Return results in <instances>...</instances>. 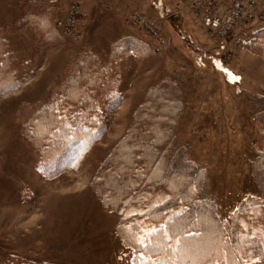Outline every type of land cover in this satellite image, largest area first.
Segmentation results:
<instances>
[{
  "label": "rangeland",
  "instance_id": "374dc122",
  "mask_svg": "<svg viewBox=\"0 0 264 264\" xmlns=\"http://www.w3.org/2000/svg\"><path fill=\"white\" fill-rule=\"evenodd\" d=\"M36 1L51 7L49 20L61 42L47 45L28 33V24L47 23L24 17ZM114 2L0 0V35L11 50L7 70L0 68V90L31 76L0 93V264H130L117 211L104 204L92 179L154 92L161 98L152 103L155 113L167 118L166 106L174 109L175 145L204 169L206 196L217 215L227 228L237 224L245 239L260 242L262 256L250 262L264 264V54L245 45L264 18L238 19L220 38L202 25L190 0ZM174 14L180 18H170ZM23 17L26 25L18 26ZM127 36L139 39L145 54L110 62L111 72L94 93L102 136L76 166L42 175L36 152L20 136L21 111L32 114L44 103L54 81L60 83L83 52H95L105 64L112 46ZM162 85L170 94L160 93Z\"/></svg>",
  "mask_w": 264,
  "mask_h": 264
},
{
  "label": "trees",
  "instance_id": "16d2710c",
  "mask_svg": "<svg viewBox=\"0 0 264 264\" xmlns=\"http://www.w3.org/2000/svg\"><path fill=\"white\" fill-rule=\"evenodd\" d=\"M34 3L30 7L27 5L24 17L28 16L31 22L36 19L47 23L43 28L36 23L34 26L28 24V33L47 45L61 42L63 37L50 23L51 7L42 1ZM24 17L17 22L18 26L26 25ZM174 17L178 14L170 18ZM3 31L0 29V34ZM245 45L248 49H260L264 54V27L253 31ZM142 49H145L144 44L139 39L127 36L112 46L105 64L93 51H89V55L83 52L81 58L76 57L78 53H72L79 62L66 67L60 83L54 81L56 87L50 90L46 101L32 114L21 111L20 136L36 152L38 171L42 175L57 174L61 165L76 166L100 139L105 127L103 116L96 113L94 93L111 72L110 62L128 53L144 55ZM10 52L7 39L0 35L2 70H7L6 54ZM30 77L3 83V92L18 87ZM162 89V95L170 94L163 85ZM166 97L169 102H174L172 97L171 100L170 96ZM160 101L159 93L154 92L148 104L138 110V114L144 113L132 120L92 179L93 188L100 192L104 204L117 211L122 240L132 252L130 264H173V260L175 264H207L202 257L208 253L219 264H224L225 260L227 264H253L250 260L262 256L263 247L259 241L245 239L237 224L227 228L221 221L214 203L206 196L204 169L196 165L184 149L175 145L170 120L174 109L171 105L166 106V112L170 111L167 118L162 113H155L152 103L159 104ZM162 122H165L162 127L153 128L152 124L161 126ZM155 193L160 195L153 201L151 197ZM152 228L159 231L151 237L152 243L142 248L137 239L144 234L142 230ZM170 229L179 234L191 231L199 235L188 237L178 246ZM172 249L177 251L174 253ZM185 256H190L191 261L184 260Z\"/></svg>",
  "mask_w": 264,
  "mask_h": 264
},
{
  "label": "built area",
  "instance_id": "2783aa9c",
  "mask_svg": "<svg viewBox=\"0 0 264 264\" xmlns=\"http://www.w3.org/2000/svg\"><path fill=\"white\" fill-rule=\"evenodd\" d=\"M186 1V0H183ZM190 8L209 33L220 38L229 35L234 23L240 19L264 18V0H190ZM201 10V12H199ZM74 18H68V24ZM211 34V35H212Z\"/></svg>",
  "mask_w": 264,
  "mask_h": 264
},
{
  "label": "snow or ice",
  "instance_id": "6c2138e0",
  "mask_svg": "<svg viewBox=\"0 0 264 264\" xmlns=\"http://www.w3.org/2000/svg\"><path fill=\"white\" fill-rule=\"evenodd\" d=\"M223 71L225 72L226 76H228V77H230L236 81H239L241 79L240 76L233 74L228 69H223ZM129 227H131V226H129ZM142 231L144 234L137 239V243H139L142 248H147L152 243L151 237L159 230L152 228L150 230H146V231L142 230ZM170 231L172 232V235L175 236L176 244L178 246L183 241L187 240L188 237H195V236L199 235V233H194L191 231L184 232L183 234H179L178 231L175 229H170ZM169 238H171V237H169ZM145 240H147V243H145ZM169 248H171V245H169ZM172 251L175 253L177 251V249H172ZM141 256H143V253H141ZM183 259L191 261L190 256H185ZM202 259L204 261H206L207 264H219V261H216V260L211 258V253L204 255L202 257ZM173 264H175V260H173ZM224 264H227L226 260H225Z\"/></svg>",
  "mask_w": 264,
  "mask_h": 264
},
{
  "label": "crops",
  "instance_id": "0c3cea01",
  "mask_svg": "<svg viewBox=\"0 0 264 264\" xmlns=\"http://www.w3.org/2000/svg\"><path fill=\"white\" fill-rule=\"evenodd\" d=\"M114 4H116V0H115ZM114 4H113V5H114ZM178 18H180V17H178Z\"/></svg>",
  "mask_w": 264,
  "mask_h": 264
}]
</instances>
